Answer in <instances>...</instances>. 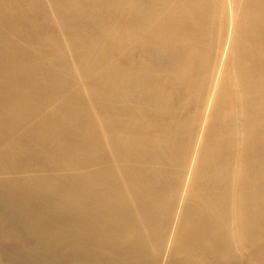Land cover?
Wrapping results in <instances>:
<instances>
[{
  "label": "bare ground",
  "instance_id": "bare-ground-1",
  "mask_svg": "<svg viewBox=\"0 0 264 264\" xmlns=\"http://www.w3.org/2000/svg\"><path fill=\"white\" fill-rule=\"evenodd\" d=\"M37 19L50 28L35 32L32 25L40 24ZM43 34L51 43L45 54L40 37L34 45V36ZM59 37L71 54L69 63L60 57ZM53 64L61 66L56 68L59 72L50 70ZM130 74L131 94L118 105L128 102L131 118L143 105L149 116L141 117L143 124L117 126L118 130L110 127L112 110L118 108L112 95L122 90L121 81ZM150 94L155 96L147 100ZM52 95L59 116L44 111ZM0 96L6 101L0 106V114H7L6 123L19 124V133L9 144L17 149L26 142L61 155L56 167L65 173L58 189L42 188L31 175L1 171L0 195L13 212L33 206L54 214L41 236L51 247L64 244L69 252H77L78 264H118L117 258L113 263L102 256L101 233L117 238L114 242L119 240L122 250L117 251L122 256L117 251L116 255H129L132 263L158 243V238L135 240L130 233L141 220L149 219L154 226L155 206L177 190L170 189L166 180L160 183L159 174L167 177L183 166L194 139L206 128L199 160L224 156L231 144L228 134L243 128L248 144L239 153L249 164L257 163L252 166L259 167L262 175L259 193L240 212V228L255 243L258 259H264V0H0ZM206 110L210 113L205 121ZM117 168L122 170L119 181ZM211 168H203L200 176ZM199 187H193L192 196L200 193ZM238 189L242 197L240 182ZM51 194L63 201L51 202L47 199ZM102 197L108 198L111 209L121 208L124 214L105 212L108 215L100 220L91 206L94 198ZM131 197L146 204L136 217L125 212ZM69 203L72 211L91 207L95 214L86 209L95 219L74 226L75 231L63 229L60 222L70 211L60 208ZM210 207L215 215L224 211L225 219L201 226L195 220L200 216L184 221L192 240L181 234L178 250L202 251L222 261L225 251L218 247L229 246L234 236L229 199L219 195Z\"/></svg>",
  "mask_w": 264,
  "mask_h": 264
},
{
  "label": "rangeland",
  "instance_id": "rangeland-1",
  "mask_svg": "<svg viewBox=\"0 0 264 264\" xmlns=\"http://www.w3.org/2000/svg\"><path fill=\"white\" fill-rule=\"evenodd\" d=\"M255 19L258 20L257 18ZM37 21H39L40 24L32 25L35 32H38L40 28L44 33L45 30L50 28L43 20L37 19ZM40 34H42V32H40ZM32 35L33 34L29 33L30 39H32ZM45 36L44 34L38 35L37 39H35L36 37L34 36V45L35 41L39 40L40 37V43L43 44L42 51L44 54L46 49L49 48L47 45L49 42H47V39H43ZM60 39L59 43L62 45V49H64H61L62 53L60 57L65 60L66 63H69L68 61L71 59V54L67 52V49L63 48L64 42L62 38ZM50 42H52V37H50ZM49 45L51 48V43H49ZM36 50L38 49L35 46V51ZM66 53L68 54L66 55ZM116 63L117 62L112 63L114 67ZM60 67L54 66L53 64L50 66V70L59 72L57 69ZM128 76L129 77L126 76L123 81H121L123 85L122 90H120L118 94L112 95V99H115L112 103L118 108L112 107L113 110L110 122L112 126L110 127L118 130L119 128L117 126L122 128L130 126L132 123L143 124V119L149 116V112H147L146 108H142L143 105L138 116L132 118L127 113L128 102H123L119 107L118 101L124 96L129 97L131 94L128 79L133 78V75L130 74ZM154 96L155 94L146 95L147 100H151ZM52 98H54V95H52L50 103L44 106V111H47L51 116H59L58 103H54ZM88 99V96H86V103L89 102ZM143 101V98L139 100L142 104ZM5 102L6 101L0 96V106ZM209 113V110H206L204 113L203 119L205 121ZM94 114H92V116ZM93 117L95 118L97 116L94 115ZM141 117L143 119H141ZM0 118L6 123L7 114L1 113ZM0 124H2L0 126V147L2 150V153H0V172L6 170L11 175L19 177L31 175L32 180L38 183L41 182L42 188L43 186L53 185L60 189L64 183L61 174L65 175V173L57 168L56 164L60 163L58 159H61V155L56 157L52 154H48L44 150H37V147L26 142L24 146H22L25 150L22 148L14 149L9 143L13 141V136L19 133V124L10 125L8 123L4 124L1 121ZM192 130V127L189 126L191 134ZM231 131L232 133L230 135L228 134L231 144L228 146L224 156L218 154L217 156L219 158L199 160L205 143L203 136L207 133L206 128L202 130L200 137L194 139L192 151L190 155L188 153L187 160L183 166L180 165L181 167L179 166V168L172 170L173 172L168 173L167 177L165 174H159L160 177L158 181H160V183L162 180H166L169 182L170 189L177 187V190L170 192L163 203L159 204V206H155L157 216L154 217V226L150 224L149 219L144 221L141 220L136 223L135 228L130 233V235L133 234V236H136L135 240L139 238H147L149 241L155 238L159 239L158 243H155L156 245L151 246L153 245L151 244L149 246V249L146 250L144 255L135 258V260H133L134 264H174L177 261L186 264H264V259L260 261L257 257L255 243L246 239L241 234L240 228V212L250 206V197L252 196L253 198L259 193L262 173L259 167L252 166L253 164L258 165L257 163L249 164L250 162H246L243 159V154L239 153L245 151L244 149L248 144L243 128L232 129ZM116 138L121 142L123 134L117 135ZM30 149L34 150V152L31 153ZM107 164L110 165L108 161ZM206 166L210 168L211 166L213 167L205 176H200L201 171L203 168L205 169ZM121 172V168H117L115 172L118 175V181ZM38 176L42 177V179L39 180ZM239 182L240 185L242 184L244 187L242 197H238L239 193H237ZM198 185L201 186L199 187L201 189L200 193L198 195L196 194V196H192L193 187ZM203 192L204 194L206 193L205 198H203ZM14 193L20 192L17 191ZM219 195L224 199H229L231 214L229 224L234 235L229 246L221 244L222 246L218 247V249L225 251V257H223L221 261L208 257L206 255L207 253H203L202 251L197 252L195 250L191 251L185 249L186 253H184L183 250H178L181 244V234L182 239L192 240V236L185 232L186 229L183 226L184 221L186 222L190 218L200 216V220L197 218L195 220L198 222L197 225L201 226L206 222H213L216 218L225 219L224 211L217 215L208 211L209 208H211L212 202ZM51 196L48 195L47 198L51 202L59 204L63 201L54 194H51ZM130 201L127 203L129 209L126 208L127 211L125 212L136 217L140 214V209L145 207L146 204L138 201L135 197H131ZM93 203L91 207H93L99 219L104 218L109 213L112 216L124 214L119 207V209H111L108 198L106 197L94 198ZM69 207L73 208V203H69L65 207L60 208L61 212L67 209L70 211L66 216H63L64 218L60 222V227H63L65 230L75 231L76 228L74 226H86L88 222L95 219V213L89 206H85L81 209L82 212L78 210L72 211ZM86 207L94 214L88 212ZM25 211L26 209H21L13 212L12 209L8 208L7 198L0 195V264H78V259H75V257L77 256V258H79L80 255L77 252H69L68 246L64 244L55 247L52 245L51 247L50 242L46 241L41 236L42 230L47 229L48 226L51 225V222L55 220L54 214L41 213L38 208L35 209L33 206H29V209ZM199 211H201L200 214L198 213ZM105 212L108 214H105ZM147 213L154 214V212ZM31 218L32 221H30ZM87 231H90V229ZM87 231H84L83 237ZM100 237L103 238L104 242L103 246H100V249H102V256L105 261L108 259V261L114 263V260L117 258L118 264H133L131 262L132 260L129 259V255L124 258H119L116 255L118 249L122 250L121 244H118L120 243L119 240L118 243L116 241L114 242V239L117 238L111 239L104 233H101ZM90 240L91 239L88 241ZM125 243L129 244V242H124L123 244ZM191 243L193 244L194 242L192 241ZM127 249L130 250L131 246L129 245ZM187 250L189 252H187ZM117 254L119 255L118 251ZM108 261L107 263H109Z\"/></svg>",
  "mask_w": 264,
  "mask_h": 264
}]
</instances>
